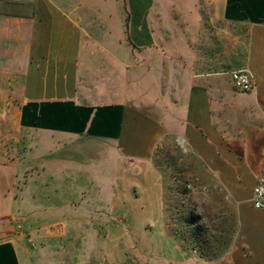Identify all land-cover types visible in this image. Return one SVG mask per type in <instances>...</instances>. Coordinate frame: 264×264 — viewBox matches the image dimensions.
Masks as SVG:
<instances>
[{"label":"crops","instance_id":"0c3cea01","mask_svg":"<svg viewBox=\"0 0 264 264\" xmlns=\"http://www.w3.org/2000/svg\"><path fill=\"white\" fill-rule=\"evenodd\" d=\"M179 1L171 26L152 33L148 0H0V264H46L45 249L21 242L30 194L55 191L20 161L33 134L86 140L108 161L170 158L217 210L210 225L228 240L229 264H264V210L252 204L264 176V0ZM238 70L253 75V92L235 87ZM96 81L112 100L79 98ZM156 168L150 192L164 209L166 167ZM74 188L64 191H83ZM172 255L171 264H216Z\"/></svg>","mask_w":264,"mask_h":264},{"label":"rangeland","instance_id":"374dc122","mask_svg":"<svg viewBox=\"0 0 264 264\" xmlns=\"http://www.w3.org/2000/svg\"><path fill=\"white\" fill-rule=\"evenodd\" d=\"M97 3L101 6L102 2ZM180 3L185 4L179 0H148L152 33L155 23L171 26L173 9ZM156 9L163 13L157 19ZM150 68L152 76H147L151 79L153 66ZM98 85L102 84L96 81L94 88L80 89L79 98L112 100L107 97V88ZM32 137L35 140L29 145L19 146L20 161L24 165L28 162L36 183L55 186V191L46 188V192L30 194L34 206L25 210L21 242L24 248L45 249L46 264H171L177 260L172 255L176 249L206 262L229 264L225 256L228 240L217 225H210V214L217 210L212 211L203 202L199 179L178 176L170 158L165 163L154 158L148 164L118 158L108 161L105 148L86 140H58L49 134ZM173 150L182 156L184 149L181 143H175ZM28 151H33L31 157H25ZM94 152L97 155L93 156ZM160 164L166 167L161 178L164 209L150 192L158 183L155 170L161 173L156 168ZM74 185V190L85 192L64 191ZM58 186H63L62 192ZM146 204L153 207L142 208Z\"/></svg>","mask_w":264,"mask_h":264},{"label":"built area","instance_id":"2783aa9c","mask_svg":"<svg viewBox=\"0 0 264 264\" xmlns=\"http://www.w3.org/2000/svg\"><path fill=\"white\" fill-rule=\"evenodd\" d=\"M235 87L244 93H251L255 89L253 75L247 70H238L231 73ZM252 204L256 210H264V176L257 180L253 189Z\"/></svg>","mask_w":264,"mask_h":264}]
</instances>
